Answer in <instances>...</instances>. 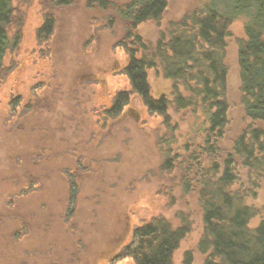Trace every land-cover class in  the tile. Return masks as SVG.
I'll list each match as a JSON object with an SVG mask.
<instances>
[{
    "label": "rangeland",
    "instance_id": "1",
    "mask_svg": "<svg viewBox=\"0 0 264 264\" xmlns=\"http://www.w3.org/2000/svg\"><path fill=\"white\" fill-rule=\"evenodd\" d=\"M202 1L169 0L163 18L141 24L139 32L156 42L170 23ZM13 2L12 44L0 76V264H135L131 258L118 262L114 258L133 230L154 217H164L176 227L183 219L190 225L174 253V264H185L187 253L191 264H203L205 255L198 249L203 214L195 192L184 193L180 184L190 181L201 189L209 180L203 183L195 171L191 180L186 179L183 172L189 165L172 174L161 170L165 155L159 138L166 128L139 96H132L118 125L110 126L115 119L98 122L91 114L101 108L109 87L116 92L129 88L124 74L106 72L125 63L122 49H115L124 32L123 21L116 19L110 30L105 26L108 12L88 9L86 0H75L54 9L56 36L40 46L37 29L50 11L49 0ZM244 26L243 18L235 20L227 38L231 110L226 147L245 123L238 67ZM83 69L87 74L76 83L74 75ZM164 72L148 70L155 98L171 94L172 83ZM171 113L178 125L173 153H183L179 145L196 139L191 134L193 117ZM55 128V137H50ZM57 142L78 144L81 159L72 154L74 160L59 158L51 163L52 169L47 162L43 171L31 170L36 166L33 154L41 150L36 160L48 161L54 153L50 146ZM71 181L78 185L74 199H70ZM246 201L259 210L251 221L255 226L264 220L263 188Z\"/></svg>",
    "mask_w": 264,
    "mask_h": 264
},
{
    "label": "trees",
    "instance_id": "2",
    "mask_svg": "<svg viewBox=\"0 0 264 264\" xmlns=\"http://www.w3.org/2000/svg\"><path fill=\"white\" fill-rule=\"evenodd\" d=\"M74 1L53 0L52 4L58 9ZM168 2L131 0L118 9L131 23L127 39L143 48V54L139 58L131 55L128 74L132 91L118 94L103 116L96 111L104 105L93 113L99 122H107L121 112L132 94H138L150 115L161 117L166 128L165 136L159 138L165 155L161 170L172 174L183 164L189 165L183 172L186 179L191 180L195 171L203 183L209 180L201 189L190 181L179 183L184 193L195 192L203 214L198 243L205 255L203 264H264V220L251 225L259 210L246 201L264 190V0H203L170 23L168 38L162 34L155 47H146L131 27L158 21ZM95 5L107 9L110 2L87 1L88 7ZM14 15L13 0H0V76L12 44L9 28ZM239 18L245 23V37L238 41L240 106L245 123L226 147L231 110L227 38L231 24ZM55 26V11L46 13L37 29L38 45H48ZM157 67L164 69V77L172 83L169 96L155 98L151 93L147 71ZM172 111L193 117L191 134L196 139L179 145L183 153H173L178 125L172 122ZM71 185L75 194L77 186L74 181ZM189 231L190 225L184 219L176 227L164 217H154L133 230L114 262L131 258L135 264H174V253ZM185 264H191L190 253Z\"/></svg>",
    "mask_w": 264,
    "mask_h": 264
},
{
    "label": "flooded vegetation",
    "instance_id": "3",
    "mask_svg": "<svg viewBox=\"0 0 264 264\" xmlns=\"http://www.w3.org/2000/svg\"><path fill=\"white\" fill-rule=\"evenodd\" d=\"M87 1L88 0H86V3H85V6L88 8V9H99V10H101V11H103V12H108L107 13V17H106V24H105V26L107 27V28H109L110 30H112L114 27H115V25H116V19H119V20H122L123 21V23H124V32H123V35L115 42L116 44H115V49H117V50H119L120 48L122 49V53H124V56H125V58H124V60H125V63L123 64V65H121V66H119L118 64H116L115 66H113L114 68H111V70L112 71H107L106 70V72H119V73H122V74H124L126 77H127V79H128V82H129V88L128 89H126V90H123V91H115V88H113V89H111L110 87H109V89H107V92H106V94H108L107 95V97L105 98V100H104V102L103 103H101V105H104L103 106V108L102 109H100V110H98V111H96V112H98L99 114H100V116H103V114H104V112L106 111V108L108 107V106H110L111 104H112V102H113V100L118 96V94H120L121 92H129V91H132V84H131V77H130V75L128 74L129 72H128V67H129V64L131 63V61H132V59H131V55H136V56H138L137 58H139V57H141V55L143 54V51H142V49L143 48H140V47H137L134 43H132V41H131V39L129 38V39H127V29L131 26V23L130 22H128V20H126V19H124L120 14H119V12H118V9L119 8H123V7H125L126 5H128L129 3H131V0H128V1H126L125 3H116L115 1H113V0H109V2H110V6H109V8H107V9H103V8H100L98 5H95L93 8H90V7H88L87 6ZM52 2H53V0H49V7H50V11L49 12H47V13H50L51 12V10L54 12L55 10V8L53 7V4H52ZM72 5V4H71ZM168 5H169V2H168ZM13 6H14V2H13ZM168 8V7H167ZM15 9V8H14ZM167 10V9H166ZM166 12V11H165ZM165 12L163 13V15L161 16V18L158 20V21H155V22H159L162 18H163V16H164V14H165ZM15 16V15H14ZM56 17V16H55ZM14 19V18H13ZM43 21H44V18H43ZM43 21H42V23H43ZM150 21H152V20H150ZM56 22H57V19H56ZM146 22H148V21H146ZM143 23H145V22H143ZM143 23H140V24H138V25H133L132 27H131V31H132V33H137L139 36H141L142 38H143V40L145 41V44H146V47H155L156 45H157V43L159 42V40H160V38H161V36H162V34H165L166 35V38H168V32H167V30L169 29V27H170V24L167 26V28L166 29H164L163 30V32H161V34H160V36L158 37V39L156 40V42H150V41H148L147 39H146V37L145 36H143L140 32H139V27H140V25L141 24H143ZM41 26V25H40ZM39 26V27H40ZM38 27V28H39ZM56 26H55V28H54V31H53V34L50 36V39H49V42H50V40L51 39H54V37L56 36ZM49 42H48V44H49ZM114 49V50H115ZM138 49V50H137ZM114 56H116V55H114ZM117 67V68H116ZM157 68H160V70H161V72H162V68L161 67H157ZM157 68H155V69H157ZM151 69H153V68H150V70ZM89 71H90V69H89ZM147 73H148V71H147ZM87 74V72L86 71H84V69L82 70V71H77L76 73H75V75H74V79L73 80H75L76 81V83H77V81L78 80H80L82 77H84L85 75ZM163 74V73H162ZM147 79H148V75H147ZM73 80H72V82H73ZM148 84H149V80H148ZM150 85V84H149ZM151 88V87H150ZM114 92H113V91ZM152 93V92H151ZM133 95H137V96H139L138 94H132L131 96H130V98H129V101H128V103H127V105H124L123 107H122V110H121V112L116 116V117H114V118H111L110 119V121L111 120H113V119H115V123L113 122L112 124H110V126H114V125H118L121 121H123L124 120V117H125V115H126V110H127V108H128V106L131 104V100H132V96ZM140 97V96H139ZM140 99H141V97H140ZM20 100V99H19ZM141 101H142V99H141ZM143 102V101H142ZM143 104H144V102H143ZM106 106V107H105ZM145 106V105H144ZM101 107V106H100ZM146 108V107H145ZM146 110H147V108H146ZM88 112H89V110H88ZM93 116H94V118H96L97 120H98V116H97V114H95V113H91ZM137 119H139V116H137ZM96 120V121H97ZM82 122H84L83 120L81 121V123ZM99 122V121H98ZM85 123V122H84ZM109 132V134H110V131H108ZM43 133V132H42ZM42 133L40 132V134L42 135ZM51 135H50V137H55V134L54 133H56V128L55 129H52L51 130ZM44 142V141H43ZM78 146V144H73V143H69V142H57L56 143V145H52V146H50L51 147V149L54 151V153H52L51 154V157H49V160L48 161H39V160H36V156L38 157V159H40L41 158V156H42V151L41 150H39V151H37L35 154H33V157H34V159H33V162L36 164V166H34V165H32V164H30V165H32L31 167H29L31 170H37V171H39V170H42L43 171V169H44V167H45V165H46V163L48 162H50V168L52 169L54 166L51 164L53 161H56V160H59V158H62L63 157V159L62 160H65V162H67V161H69V159H67V158H70V159H72V160H74V158L73 157H71L72 156V154L75 156V158L76 159H78V158H80L81 159V155L83 154L82 153V149H81V147L79 148V147H77ZM47 151H48V149H47ZM82 153V154H81ZM58 154V155H57ZM84 156V155H83ZM29 159V158H28ZM27 159V160H28ZM79 159V160H80ZM27 160H25L24 161V166H26L27 167ZM30 161V160H29ZM32 162V163H33ZM64 162V163H65ZM31 163V162H30ZM47 163V164H48ZM64 163H62V164H64ZM80 163H82V161H79V163H78V165H80ZM77 162L75 163V166H74V168H72V170L73 169H76L77 168ZM28 168V167H27ZM72 170H70V171H72ZM50 175H51V173H50ZM52 178V177H51ZM50 180L51 179H49L48 181H47V183H46V185L49 187V184H50ZM76 184V186H78L77 185V183H75ZM31 185V188H32V190H34L35 188H36V186H35V184H30ZM46 189H47V187H46ZM69 190H70V199H74V197H75V194H73L72 193V185H71V183H70V187H69Z\"/></svg>",
    "mask_w": 264,
    "mask_h": 264
}]
</instances>
